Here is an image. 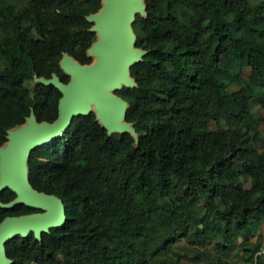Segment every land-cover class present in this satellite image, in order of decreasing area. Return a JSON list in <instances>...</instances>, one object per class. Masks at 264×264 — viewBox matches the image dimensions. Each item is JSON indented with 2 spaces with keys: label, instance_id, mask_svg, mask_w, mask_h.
<instances>
[{
  "label": "trees",
  "instance_id": "trees-1",
  "mask_svg": "<svg viewBox=\"0 0 264 264\" xmlns=\"http://www.w3.org/2000/svg\"><path fill=\"white\" fill-rule=\"evenodd\" d=\"M143 3L134 85L115 90L134 136L89 112L29 151L28 183L61 200L64 221L5 241L9 264H264L251 243L264 224V0ZM99 7L0 0V146L30 112L56 118L60 92L37 79L66 83L62 54L91 61ZM14 196L3 189L0 203ZM37 211L0 206V220Z\"/></svg>",
  "mask_w": 264,
  "mask_h": 264
},
{
  "label": "water",
  "instance_id": "water-1",
  "mask_svg": "<svg viewBox=\"0 0 264 264\" xmlns=\"http://www.w3.org/2000/svg\"><path fill=\"white\" fill-rule=\"evenodd\" d=\"M141 3L133 5L132 0H100L97 11L87 16L95 33L87 55L90 57L89 53H93L99 57V61L80 64L67 54H62L60 60L65 58L72 62L70 73H66L59 63L61 70L68 75L67 82H60L55 75L49 79H37L45 85H53L60 92L56 118L52 122H37L30 112L21 124L6 131V140L0 146V191L7 188L15 196L7 203H0V206L10 208L24 204L38 211L5 216L0 220V264L10 263L4 254L5 241L14 235L26 236L29 233L38 239L42 232L64 221L61 200L52 194L36 191L28 183L26 160L31 149L60 137L73 116L89 112L94 113L96 121V118L102 120L103 124L97 122L107 133L128 132L134 136L131 123L124 121L127 103L115 94V90L134 85L129 76V66L140 60L144 53L134 46L135 37L131 29L134 15L145 13L143 0ZM140 8L142 12H137ZM100 10L102 14L98 15ZM118 119L122 122L118 123ZM25 123L26 127H22ZM108 128L114 130L108 131Z\"/></svg>",
  "mask_w": 264,
  "mask_h": 264
},
{
  "label": "rangeland",
  "instance_id": "rangeland-1",
  "mask_svg": "<svg viewBox=\"0 0 264 264\" xmlns=\"http://www.w3.org/2000/svg\"><path fill=\"white\" fill-rule=\"evenodd\" d=\"M140 4H142V3H140ZM140 4H139V5H140ZM137 12H142L141 8H140L139 11H137ZM88 53H89V52H88ZM89 55H90V57H91V64H95L96 62H98V59H99L98 56L95 57V55H94L93 53H89ZM216 86H217V84L214 83V82H212V83H209V84L207 85V88H214V87H216ZM232 88L234 89L235 87H232ZM91 109H92V111H95L94 107H91ZM251 110H252V112H256V111L258 110V106H257V105L252 106ZM96 119L98 120V118H96ZM98 121H99V120H98ZM99 123L103 124V123H102V120L99 121ZM215 126H216V121H215L214 118H212V119L210 120L209 127H210V128H214ZM112 130H114V129H109V128H108V131H112ZM126 130H127V129H126ZM250 157H251V158H254V159L258 160V161H260L259 155H258V153H256L255 151H253V152L250 154ZM245 186H247V184H246ZM261 226H263V225L261 224L259 227H261ZM253 242H254V241H253ZM256 243H257V242H255V243H253V244H256ZM199 264H206V263H199ZM213 264H220V262H219V260L216 259V260L214 261Z\"/></svg>",
  "mask_w": 264,
  "mask_h": 264
},
{
  "label": "bare ground",
  "instance_id": "bare-ground-1",
  "mask_svg": "<svg viewBox=\"0 0 264 264\" xmlns=\"http://www.w3.org/2000/svg\"><path fill=\"white\" fill-rule=\"evenodd\" d=\"M141 3V0H132V4L134 5H136V4H140ZM102 14V10H100L99 12H98V15H101ZM98 15H96V16H98ZM96 19H98V18H96ZM95 19V20H96ZM95 25H96V22H95ZM101 37V36H100ZM104 42H106V39H104ZM95 57H97L96 55H95ZM65 59V58H64ZM64 59H61L60 60V65L64 68V70H65V72L66 73H70V66H71V64L70 63H72V62H70V60L69 61H67V60H64ZM98 61H99V59H98ZM119 82V81H118ZM114 115H115V113L114 112H112ZM116 119L118 118L117 116L115 117ZM98 120L99 121H101V119L100 118H98ZM97 120V121H98ZM122 121L120 120V119H118V123H121ZM27 123H25L22 127H26L25 125H26Z\"/></svg>",
  "mask_w": 264,
  "mask_h": 264
},
{
  "label": "crops",
  "instance_id": "crops-1",
  "mask_svg": "<svg viewBox=\"0 0 264 264\" xmlns=\"http://www.w3.org/2000/svg\"><path fill=\"white\" fill-rule=\"evenodd\" d=\"M260 226V225H259ZM257 235L259 236H254L251 238V243L255 242H263L264 241V224L261 227H258V233ZM254 241V242H253Z\"/></svg>",
  "mask_w": 264,
  "mask_h": 264
},
{
  "label": "clouds",
  "instance_id": "clouds-1",
  "mask_svg": "<svg viewBox=\"0 0 264 264\" xmlns=\"http://www.w3.org/2000/svg\"><path fill=\"white\" fill-rule=\"evenodd\" d=\"M254 245H257L258 246V250L256 251L257 254H264L263 252H260V250L262 249V247H264V241L263 242H257Z\"/></svg>",
  "mask_w": 264,
  "mask_h": 264
},
{
  "label": "built area",
  "instance_id": "built-area-1",
  "mask_svg": "<svg viewBox=\"0 0 264 264\" xmlns=\"http://www.w3.org/2000/svg\"><path fill=\"white\" fill-rule=\"evenodd\" d=\"M260 252H263L264 253V247H262V249L260 250Z\"/></svg>",
  "mask_w": 264,
  "mask_h": 264
}]
</instances>
